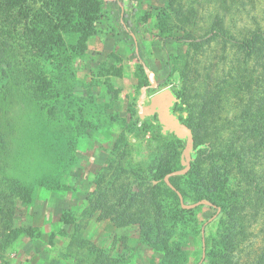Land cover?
Listing matches in <instances>:
<instances>
[{"label":"rangeland","instance_id":"374dc122","mask_svg":"<svg viewBox=\"0 0 264 264\" xmlns=\"http://www.w3.org/2000/svg\"><path fill=\"white\" fill-rule=\"evenodd\" d=\"M99 1L87 26L57 0H0V264H224L218 240L234 220L230 263L264 264V152L254 164L237 129L257 127L250 145L264 137V58L244 57L237 44L256 27L264 31V0ZM216 22L238 41L210 33ZM185 75L193 111L179 103L173 113L197 119L199 93L214 96L217 80L227 79L217 121L227 137L218 150L238 141L244 154L214 166L191 159L174 181L180 201L154 187L166 169L185 168V140L163 134L142 109L165 89L177 99ZM244 106L252 110L247 121L236 119ZM209 130L199 128V137ZM211 178L220 183L207 190L202 182ZM11 181L21 189L11 190ZM134 212L151 221L157 213L151 244Z\"/></svg>","mask_w":264,"mask_h":264},{"label":"trees","instance_id":"16d2710c","mask_svg":"<svg viewBox=\"0 0 264 264\" xmlns=\"http://www.w3.org/2000/svg\"><path fill=\"white\" fill-rule=\"evenodd\" d=\"M57 1L60 4L64 5L63 9L69 8V10L71 9V11L76 12V14L82 20H85V22L87 23V26L92 25L99 17V13H100V1L99 0H57ZM55 9H56V12L59 13L60 12L59 10H61V6L58 7L59 10L57 8ZM221 26L222 25H220V22H216L213 28L211 29L210 33L213 32V35L215 34L222 35V37L225 39L226 42L238 41L236 40L237 38H235L234 36L227 35ZM247 36L244 37V40L242 41L240 40L241 42H237V44L240 45L241 49L243 50V56L248 57L249 55L254 53L257 58L263 59L264 58V31L260 29L259 27H256L255 29L250 31V33ZM3 53H4V50L0 47V66L3 64ZM246 61L243 63V65H246ZM243 72L245 73L244 70L242 71V74H244ZM238 78H241V81L244 80L243 77L237 76L235 79L236 83H239V82L241 83L240 79ZM217 82H219V84L217 83L218 85L217 91L216 93H214V96H209L206 92V89H203V91L199 93L197 101H200V102L194 103L195 109L197 110V115H196L197 119L194 118L193 115L188 116L185 122H183L180 118H178L181 122L185 123L191 129L194 141L198 140V143L196 145L198 149L195 147L196 150L191 156L192 161H194L198 165L202 163V164L214 166L216 163L228 161L230 158H233L238 161L240 160V157L237 154L238 153L244 154L243 147L242 146L239 147L237 145V143H239L238 141L227 143L226 148L218 150V146H220L219 144H221V141L225 137H227V135H225L224 133H221L222 130H225L223 129V127H227V126L217 123V121L221 119L220 111L224 110L223 108L222 109L219 108L220 107L219 100L222 96L224 97L227 96L226 93L229 90V85L227 83V79H219L217 80ZM191 85H192V79H190L189 75H185L184 89L182 88V91L184 90V92L180 93V96L177 97L173 106L179 103H183L188 110L187 112L193 111V108L191 106L192 103L190 105V103L186 102L187 99L189 100V95H188L189 91L187 92V86L191 90ZM240 92H241V96L243 97L245 94V91L243 90ZM195 93L196 91L194 92V94ZM240 98H238V95H237L236 101H240L239 100ZM247 101H251V99H248ZM215 102L217 105H215ZM243 108L244 110L241 111V113H239L238 115L239 117L237 116L236 119H239L241 117V120L247 121L251 115L252 110H251V107L249 106H244ZM171 112L173 113V107H172ZM197 120L199 121L198 123H196ZM203 126L204 128L205 127L210 128L209 133L208 135H202L199 137L198 130L201 127L203 128ZM239 128L242 129V132L244 131V135H245L244 137H247V140L243 141L242 145L244 147L249 148V150H254L253 151L254 155L252 156H254L255 159H252V160H255L256 162H254V164L257 165L258 164L257 163L258 154L261 153V151L264 152V137H261V139L256 141L255 144L250 145V143H248L249 142L248 139H252V137H248V133H253V132L255 133L256 131H258L257 127L253 125V123H251L250 125H248V127H246L245 130L242 127L237 126V129ZM168 133L169 132H166L165 134H168ZM228 133L231 134L232 132L230 131ZM4 144H5L4 137L0 133V155H1V151L4 149ZM199 152L201 153L198 154ZM170 171L171 169H166L159 177L156 178L155 180L156 185L154 188L159 191L165 190L166 192H169L171 195H173L176 199H179L177 192L181 196L183 195V192L174 184L175 179H177L178 177L173 176L169 178V182L172 185L173 189L168 187V185L164 181V176L170 173ZM202 183L204 187L207 190H209L212 188V186L216 188L217 185H219L220 181L219 180L216 181L213 178L212 181H209V182L203 181ZM9 187L11 188V190L21 189V187L18 186V184L14 181L9 182ZM120 191L121 192L125 191V187L123 185L120 186ZM258 193L261 196H264V185H261V187L258 188ZM126 197L127 195L125 193L123 194V196L121 194V197H119L117 201V206L119 208H121L122 206H124V204H126L124 203V201H126ZM206 200L211 202L210 197H206ZM151 201H153L152 204L156 206V210L158 213V211L160 210V204L155 201V198L151 199ZM128 202L129 204L127 203L128 204L127 207L133 210L134 209L133 195H130ZM134 210L136 211V209ZM157 213L153 221H151L150 217L148 216L144 217L142 215H138L137 212L136 213L134 212L129 215V217L132 218L136 224H138L141 228H144L143 229L144 231H142L143 232L142 240L144 242H147L148 244H151L152 238L156 240V237H158V234L160 233V228H159L160 220L158 219ZM234 214L235 213L233 212V209L230 208L227 213L228 215L227 217L229 221L234 220L233 219ZM147 220L148 221L150 220L152 224L150 222H147ZM227 227L228 229L224 231V233L219 237V240H218V245L220 249L222 250L220 255H218V259L223 260L224 264H231L228 258L233 254L235 250V242L233 239V235L237 233V230H238L237 223L235 222V220L234 222L233 221L228 222ZM155 242L156 241H154V244ZM93 250L97 251V249L94 247H93ZM237 264H241V262L239 263L237 262Z\"/></svg>","mask_w":264,"mask_h":264},{"label":"water","instance_id":"95a60500","mask_svg":"<svg viewBox=\"0 0 264 264\" xmlns=\"http://www.w3.org/2000/svg\"><path fill=\"white\" fill-rule=\"evenodd\" d=\"M175 101L176 96L172 93V91L169 89H165L153 95L150 98L149 105L142 109V116L155 115L157 117V120L162 127L163 134H165L166 132L173 133L178 139L185 140V146L182 152V164H185V168L170 172L164 176L165 183L171 189L173 188L169 182V178L172 176L185 174L188 171L191 163V154L196 150L194 148V139L191 129L185 123L181 122L174 113L171 112L172 106ZM177 195L180 201H182V197L178 192ZM200 203H196L190 206L183 205V208H193Z\"/></svg>","mask_w":264,"mask_h":264}]
</instances>
